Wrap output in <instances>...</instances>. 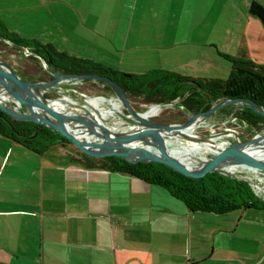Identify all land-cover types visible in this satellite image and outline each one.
<instances>
[{
    "label": "crops",
    "instance_id": "crops-1",
    "mask_svg": "<svg viewBox=\"0 0 264 264\" xmlns=\"http://www.w3.org/2000/svg\"><path fill=\"white\" fill-rule=\"evenodd\" d=\"M173 1L147 3L162 12L153 20L175 23L174 30L131 31L135 10L126 17L125 29L120 23L102 28L96 19L89 30V0H0V20L10 32L119 70L164 68L219 77L216 49L208 46L216 42L211 31L215 0H191L194 10L203 8L197 19L208 25L202 31H192L196 15L185 13L190 0ZM251 1H244L247 8ZM137 18L145 22L152 16ZM241 32L238 48L223 51H244L264 63L263 22L251 13ZM226 66L229 74L231 66ZM61 86L76 95L74 88L96 93L75 81ZM213 118L205 122L210 125ZM207 128L213 129L200 130ZM71 151L69 144H56L38 152L0 133V264H264V207L192 210L164 186L86 165L72 159ZM235 170L264 181L262 173L243 166ZM256 191L264 193L257 186Z\"/></svg>",
    "mask_w": 264,
    "mask_h": 264
},
{
    "label": "water",
    "instance_id": "water-1",
    "mask_svg": "<svg viewBox=\"0 0 264 264\" xmlns=\"http://www.w3.org/2000/svg\"><path fill=\"white\" fill-rule=\"evenodd\" d=\"M3 39L20 51L38 55L48 75L24 77L8 59L7 51L0 54V108L12 116L47 125L105 167L119 157L130 161L155 160L189 176L203 178L220 171L247 179L264 189L261 179L235 170L243 166L250 172L264 174V119L256 129L243 123L246 130L243 136L237 127L230 125L222 129L195 130L197 125L214 117L220 107L230 103H235L232 110L226 117L216 119V123H225L242 106L251 107L264 116L261 102L246 96L225 95L212 99L211 105L200 111L178 102L186 118L165 122L155 117L153 105L143 110L135 108L123 86L112 76L63 71L51 57L47 59L9 37ZM84 79H102L113 92L89 94L74 88L72 90L80 94L76 95L68 92L71 88L61 86L63 81ZM48 91L53 94L49 95ZM99 99L107 104L100 103ZM203 150H209L211 155ZM261 198L264 199V193Z\"/></svg>",
    "mask_w": 264,
    "mask_h": 264
},
{
    "label": "trees",
    "instance_id": "trees-1",
    "mask_svg": "<svg viewBox=\"0 0 264 264\" xmlns=\"http://www.w3.org/2000/svg\"><path fill=\"white\" fill-rule=\"evenodd\" d=\"M249 11L258 16L264 24L263 3L259 0H252ZM3 37L24 43L31 51L38 52L47 59L51 57L63 71L99 72L112 76L123 86L132 105L137 109L156 102L163 103L164 107L174 106V109H162L155 115L156 118L165 122L180 121L186 118L178 102H182L194 111H200L208 108L212 99L229 95L251 97L264 105V63L255 61L244 51L235 55L221 52L231 61L230 72L225 78L197 77L164 68H154L141 73L129 72L91 58L60 50L51 42L22 37L8 31L0 20V43L4 45L1 49L11 46L17 50L19 53V56L16 57L18 62L13 64L17 72L27 78L48 76L42 69L40 57L33 53L18 51V47L5 41ZM0 54L2 53L0 52ZM26 61H34L36 67L31 69L28 67L29 65L25 64ZM92 82L97 85L98 91L96 92H113L112 87L102 79H95ZM167 101L174 102L165 103ZM233 107V103L226 104L220 107L216 113L225 116ZM232 116L237 120L230 124L237 127L242 136L246 134L242 127L244 122L258 124L264 119L260 112L248 106L236 109ZM216 119L217 117L214 116L212 120ZM0 133L22 142L38 152H45L52 145L72 143L67 137L56 133L45 124L16 118L1 108ZM76 149L77 151L70 152L72 159L79 160L89 166H102L77 146ZM108 167L134 174L150 183L166 187L172 195L184 201L187 207L192 210L224 212L242 207H264V199L261 198L262 194L256 191V185L247 179L220 171L203 178H197L186 175L161 161H130L123 157H119Z\"/></svg>",
    "mask_w": 264,
    "mask_h": 264
},
{
    "label": "rangeland",
    "instance_id": "rangeland-1",
    "mask_svg": "<svg viewBox=\"0 0 264 264\" xmlns=\"http://www.w3.org/2000/svg\"><path fill=\"white\" fill-rule=\"evenodd\" d=\"M131 0H89V30H94L95 28H92V23L95 22L97 19L98 25L103 28V26L108 27L109 24L112 23H120L122 26H124V29L128 25L127 18L129 14L131 15V12L133 13L135 10V16H134V22L131 26V31H143V32H153L160 29H167V30H174L177 29V26L175 23L168 22L166 19H158V21H154L155 13L161 14V10L158 6L152 5L150 6L147 2H151L152 4L157 2H163L164 4L172 3L173 0H137L136 4L133 5V3L130 4ZM245 0H227L225 3L223 0H215L212 5L215 6V17L214 20L211 22V31H213V35L215 36V45L209 44L208 46H211L216 49L217 58H218V69L216 71V76L225 78L227 77L228 72V66H231V61L228 60L224 55H222L221 52H225L223 50H236L240 44V34H242V24L245 22L247 15H250L251 12H249V8L244 3ZM59 3V1L57 2ZM189 9H185V13L193 14L195 13V19L191 23L192 25V31H202L205 30L206 25L208 23L205 22H198L197 16L201 14L203 11L200 6L195 7V10L193 9V2L189 1ZM169 4V5H170ZM64 5L62 4L61 7ZM131 6V7H130ZM213 7V6H212ZM249 7V6H248ZM95 8V9H93ZM194 10V11H193ZM172 11H170L171 13ZM149 16L151 15L152 18H149L148 21L145 22H139L138 16ZM168 15V14H167ZM163 20V21H162ZM119 21V22H118ZM96 24V26H98ZM176 27V28H175ZM123 28V27H122ZM260 37L264 40V33L262 32L260 34ZM250 41H252L250 39ZM12 45V44H11ZM2 46H4L2 43H0V52L3 54L4 51H7L9 55L7 56L8 59L12 62H18L16 59L17 56H19V53L17 50L11 46H7L4 49H1ZM186 47L189 48V45H186ZM34 61H26V65H29L31 69H34L36 64H34ZM225 66V67H224ZM77 85H79L81 88L86 89L88 91L96 92L97 85H95L92 80H81V81H75ZM49 95L53 94V92L48 91ZM174 109V106L169 105L162 106L158 113L163 109ZM157 113V114H158ZM69 147L72 148V151H77L76 146L73 143L69 144Z\"/></svg>",
    "mask_w": 264,
    "mask_h": 264
},
{
    "label": "built area",
    "instance_id": "built-area-1",
    "mask_svg": "<svg viewBox=\"0 0 264 264\" xmlns=\"http://www.w3.org/2000/svg\"><path fill=\"white\" fill-rule=\"evenodd\" d=\"M152 105L155 107V110L153 111V114L156 115L158 113V111L160 110V108L162 107V104H160V102H157V103H153ZM216 124H217L216 121L211 122L210 125H208L204 121L200 125H197L195 127V130H200L201 129V126H210V127H212L214 129L216 127ZM257 187H259V186H257ZM260 188H262V187H260ZM240 264H248V263H240Z\"/></svg>",
    "mask_w": 264,
    "mask_h": 264
},
{
    "label": "flooded vegetation",
    "instance_id": "flooded-vegetation-1",
    "mask_svg": "<svg viewBox=\"0 0 264 264\" xmlns=\"http://www.w3.org/2000/svg\"><path fill=\"white\" fill-rule=\"evenodd\" d=\"M5 40V39H4ZM6 41V40H5ZM13 46H15V45H13ZM16 47V46H15ZM18 49V48H17ZM18 51H20L19 49H18ZM234 105H235V103H233ZM234 116H232V118H233ZM232 118H231V120L229 121V124L230 123H234L237 119H235V117H234V120H232ZM245 123V122H244ZM228 124V125H229ZM247 124L248 125H250V126H252V127H254L255 129L257 128V124H252V123H249V122H247ZM230 126H232V124H230ZM244 131H246L245 129H244Z\"/></svg>",
    "mask_w": 264,
    "mask_h": 264
},
{
    "label": "bare ground",
    "instance_id": "bare-ground-1",
    "mask_svg": "<svg viewBox=\"0 0 264 264\" xmlns=\"http://www.w3.org/2000/svg\"><path fill=\"white\" fill-rule=\"evenodd\" d=\"M94 102H97V100H95ZM153 111L155 110V107H153V109H152Z\"/></svg>",
    "mask_w": 264,
    "mask_h": 264
}]
</instances>
